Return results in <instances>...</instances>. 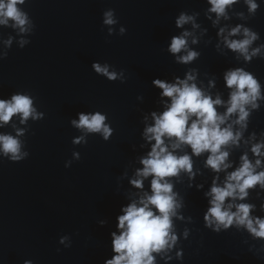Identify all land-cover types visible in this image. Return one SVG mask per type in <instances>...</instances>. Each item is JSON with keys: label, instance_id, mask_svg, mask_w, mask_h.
<instances>
[{"label": "water", "instance_id": "water-1", "mask_svg": "<svg viewBox=\"0 0 264 264\" xmlns=\"http://www.w3.org/2000/svg\"><path fill=\"white\" fill-rule=\"evenodd\" d=\"M253 2L258 5L254 13L246 0H237L226 10L227 19L218 20L208 0H25L17 5L30 24L23 33L11 26L12 21L0 25V99L17 92L32 95L37 113L45 116L29 117L23 124L14 116L0 127V133L14 137L22 133L17 137L20 154L28 153L19 162L0 154V264H23L25 259L34 264H103L110 256L108 233L115 231L119 209L150 191L151 177L143 189L134 188L130 180L151 147L143 138L144 128L153 123L152 112L164 110L167 99L160 97L153 79L173 83L192 73L199 88L226 102L231 89L225 87L224 73L237 68L252 73L261 85L262 99L257 101L259 108L248 106V126L239 147L228 149L233 168L227 172L239 166L245 152L254 161L250 148L264 143V0ZM109 11L116 21L112 25L104 23ZM181 14L193 19L178 28ZM237 26L241 33L230 40L244 39V28L257 34L249 52H260L249 61L228 49L218 35L221 28L227 36ZM185 31L190 33L188 50L199 53L187 64L176 59L186 52L168 51L171 38ZM93 62L123 69L125 83L96 74ZM80 111L107 114L105 123L114 129L108 142L100 133L88 134L87 144L72 142L82 132L69 120ZM185 152L191 149L175 150L177 155ZM74 153L80 154L79 161ZM207 155L192 157L193 171L198 172L193 180L183 172L169 178L183 201L177 210L182 218L173 219L177 242L168 252L172 258L153 253L155 264H264V239L235 224L221 226L218 232L205 227L209 204L204 193L214 176L222 183L226 175L205 167ZM67 161L72 165L65 169ZM248 192L245 200L235 203L254 205L249 215L264 218V189L256 185ZM101 219L106 221L103 228L97 224ZM64 234L72 238L68 249L57 243ZM181 250L183 256L177 258Z\"/></svg>", "mask_w": 264, "mask_h": 264}, {"label": "clouds", "instance_id": "clouds-1", "mask_svg": "<svg viewBox=\"0 0 264 264\" xmlns=\"http://www.w3.org/2000/svg\"><path fill=\"white\" fill-rule=\"evenodd\" d=\"M24 2L25 0H0V25L7 26L9 21H12V27L19 28L21 33L27 31L26 26L30 24L28 14L17 7ZM236 2L237 0H208L211 5L209 11L217 14V20L221 16L227 19L226 10ZM246 3L252 13L258 8L253 0H246ZM192 19L181 14L176 20V26L182 27ZM104 23H116L112 11L105 13ZM224 31L221 28L218 33L223 37L224 45L242 55L245 61L251 60L260 52V48L249 52V46L258 37L248 28L243 29L245 38L241 40L229 39L230 36L241 33L240 26L233 28L227 36L223 35ZM120 32L126 33V28L122 27ZM189 35L190 33L185 31L180 36L171 38L168 47L171 54L176 55L182 51L187 53L176 57L179 63L187 64L199 55L188 50ZM192 43H196V40ZM91 68L109 81L119 79L121 84L125 83L123 69L117 70L108 63L101 66L99 62H93ZM194 80V74L189 73L184 80L177 79L173 83L158 78L152 81L153 86L160 90V97L167 99L163 101L164 110L159 114L152 112L153 123L144 128L143 138L151 147L147 155L140 159L142 167L137 169L135 177L130 180L134 188L143 189L144 181L151 177L150 191H143L137 199L119 209L122 214L115 218V231L108 233L110 256L104 258L103 264H155L156 256L153 253H163L168 259L172 258L168 256V252L177 242L173 219L182 218L177 215V210L182 207L183 201L182 198L178 199V193L173 191L174 184L169 178L178 177L183 172L190 181L193 180L198 172L193 171L192 157H200L203 153H208L205 167L213 173H226L222 183H218V175L214 176L209 191L204 193L209 204L203 217L205 227H212L213 231L218 232L221 226L227 229L235 224L237 227H244L253 237L264 239V218L249 215L255 206L235 203L245 200L249 196L248 190L256 185L264 189V143H255L250 148L253 157H256L254 161L245 152L239 158V166L227 172L233 168L232 162H228V149L230 146L239 147L243 131L248 126V106L251 109L259 108L257 101L262 99L261 85L252 73L244 69L226 71L225 87L231 91L229 99L225 102L218 95L213 99L199 88ZM34 103L35 98L32 95L21 92L10 95V98L0 99V127L9 124L14 116L19 117L22 124L29 117L33 120H43L45 113H37ZM218 107H225L226 111L220 113L217 111ZM76 117L70 119L69 124L81 130L82 134L73 139L74 144H87L86 138L90 133H100L104 142H108L113 135L114 129L105 123L108 119L106 113L80 111L76 113ZM144 119L147 121L148 118ZM234 125H238L239 129H234ZM21 134L18 132L17 137ZM17 137L0 133V154L12 162H19L23 156L28 155L20 154L21 141ZM251 139H255V136ZM183 146L190 148L191 153L175 154V150L182 149ZM73 156L77 161L81 158L79 153H74ZM71 165L72 161H67L64 167L67 169ZM191 186L190 184L189 187ZM196 187L199 189L201 186ZM226 200L229 202L225 203ZM105 223L104 219L97 222L101 228ZM187 235L186 230L185 238ZM57 243L68 249L72 245V238L64 234L59 236ZM56 251L59 253L61 248L58 247ZM182 256L183 250L177 251L176 257ZM23 264H34V261L25 259Z\"/></svg>", "mask_w": 264, "mask_h": 264}]
</instances>
